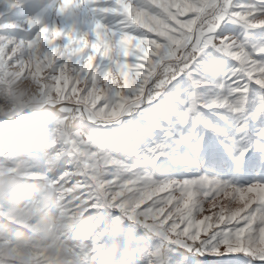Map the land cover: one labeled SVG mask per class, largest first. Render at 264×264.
<instances>
[{"label": "snow or ice", "instance_id": "6c2138e0", "mask_svg": "<svg viewBox=\"0 0 264 264\" xmlns=\"http://www.w3.org/2000/svg\"><path fill=\"white\" fill-rule=\"evenodd\" d=\"M106 3L91 38L0 39V82L38 78L81 122L53 179L89 206L83 264H264V0Z\"/></svg>", "mask_w": 264, "mask_h": 264}, {"label": "clouds", "instance_id": "9594fccd", "mask_svg": "<svg viewBox=\"0 0 264 264\" xmlns=\"http://www.w3.org/2000/svg\"><path fill=\"white\" fill-rule=\"evenodd\" d=\"M54 99L38 78L0 82V264H83L84 243L68 234H92L89 206L81 201L69 216L68 190L53 179L81 122L61 114Z\"/></svg>", "mask_w": 264, "mask_h": 264}, {"label": "rangeland", "instance_id": "374dc122", "mask_svg": "<svg viewBox=\"0 0 264 264\" xmlns=\"http://www.w3.org/2000/svg\"><path fill=\"white\" fill-rule=\"evenodd\" d=\"M15 3V7H9L5 0H0V39H2L5 44L9 42V39H17L18 45H24L28 40L34 37L39 28L44 27L53 21L52 11L57 10L61 6L62 0H15ZM90 5H92L91 8L109 6L106 3V0H96L95 3H83L79 6L75 4L70 5L65 12L57 13L55 16L57 21L63 22L61 31L73 33V31L76 30V33L73 35H83L86 38H91L92 27L97 19L102 23L104 22V25L108 23L106 22L107 20L110 21V19H108L105 14L102 15V13V18H97L95 14L91 12ZM78 8L81 9V13H79L80 11H77ZM104 16L106 19H103ZM28 20H36L37 23L30 28L27 23ZM226 27L235 29V32L230 34L243 37L247 40V31H240L241 28L239 26L230 24L226 25ZM2 36L5 38H2ZM60 43H63V41ZM21 50L26 51V49L23 48ZM33 75H36V73L34 72Z\"/></svg>", "mask_w": 264, "mask_h": 264}, {"label": "bare ground", "instance_id": "6f19581e", "mask_svg": "<svg viewBox=\"0 0 264 264\" xmlns=\"http://www.w3.org/2000/svg\"><path fill=\"white\" fill-rule=\"evenodd\" d=\"M89 4H91V3H89ZM91 6L92 5H90V8H91ZM89 7V6H88ZM76 8V7H75ZM95 8H97V7H93V8H91V12L92 13H94L95 14V16L97 17V18H100L101 17V13H99V12H97V11H94V9ZM81 9H77V11L79 12ZM90 10V9H89ZM83 12V11H82ZM86 12V11H85ZM89 12V11H88ZM96 12V13H95ZM52 13H53V15H52V20L53 21H51L50 23H48L46 26H44V27H48L49 29H52V28H56V29H59V30H61V27H62V25H63V22H61V21H57L56 19H55V16L57 15V10H53L52 11ZM79 13H81V11L79 12ZM91 13V14H92ZM103 15V14H102ZM106 17H108V19H110V21H106V22H108V23H106L105 25L106 26H114V24H115V21H116V17H114V16H107V15H105ZM103 17V19H106V17ZM89 17H90V15H89ZM91 18V17H90ZM102 18V17H101ZM65 20V19H64ZM104 23V22H103ZM15 24V23H14ZM38 27V26H37ZM28 29V28H27ZM73 29V28H72ZM92 29H93V27H92ZM240 31H241V29H240ZM15 32V31H14ZM13 32V33H14ZM76 33V30H74L73 31V33L72 34H75ZM238 33V32H237ZM235 34V33H234ZM241 34V33H240ZM86 35V34H85ZM232 35V34H231ZM1 37V36H0ZM15 37V36H14ZM245 37V36H244ZM2 38H5L4 36H2ZM11 38V37H10ZM9 42H12L14 45H18L17 44V39H9L8 40ZM61 41H58V43H60Z\"/></svg>", "mask_w": 264, "mask_h": 264}]
</instances>
